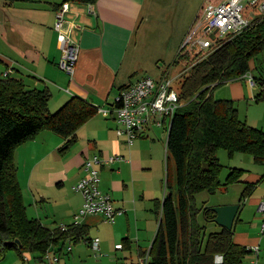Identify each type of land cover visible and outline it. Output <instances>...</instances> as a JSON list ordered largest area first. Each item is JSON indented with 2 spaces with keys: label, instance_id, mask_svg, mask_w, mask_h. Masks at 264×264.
Segmentation results:
<instances>
[{
  "label": "trees",
  "instance_id": "obj_1",
  "mask_svg": "<svg viewBox=\"0 0 264 264\" xmlns=\"http://www.w3.org/2000/svg\"><path fill=\"white\" fill-rule=\"evenodd\" d=\"M68 1L83 4L95 0ZM262 51L264 17L256 16L238 33L215 39L206 55L184 43L173 58L174 63L185 66L179 80L181 104L171 117L164 142L166 163L172 159L174 175L170 180L166 172L162 200L154 199L159 219L146 264H217V256L219 264H241L249 252L246 246L233 241V227L218 225L206 232L197 218L199 207L193 197L203 189H225L240 180L244 169L232 166L221 181L222 164L215 155L217 148H225L229 155L247 152L255 161L264 156V127L241 121L232 98L212 95L218 84L250 70L251 60ZM254 77L258 81L264 79L262 74ZM49 96L46 87L29 86L22 76H0V255L7 248L16 249L18 255L25 249L37 250L42 255L51 244L81 238L89 243L91 239L83 222L66 223L64 230L60 225L49 228L25 212L13 161L15 146L38 130L48 128L64 137L59 149L65 150L75 140L76 126L97 110L84 99L71 96L50 111ZM254 97L264 99V91ZM251 186L252 183L244 185L238 195L240 204ZM202 213L206 221H213L210 206H202ZM125 240L126 237L122 238L121 245Z\"/></svg>",
  "mask_w": 264,
  "mask_h": 264
},
{
  "label": "rangeland",
  "instance_id": "obj_2",
  "mask_svg": "<svg viewBox=\"0 0 264 264\" xmlns=\"http://www.w3.org/2000/svg\"><path fill=\"white\" fill-rule=\"evenodd\" d=\"M2 1L5 2L2 3L0 0V51L6 49L10 52H15L12 47L13 42L10 41L21 32L26 31L21 29L23 26L21 24L28 23L29 27H33V29L35 27L31 15H27L26 11H30L29 13H33L32 15L39 14L41 18H44L41 7L45 5L43 2L41 4L37 3L41 6L36 5V2L33 3L34 0ZM151 1L152 4L145 6L141 10V15L135 27V35L143 46L150 47L155 45V48L143 50L146 56L142 59V64H140L142 70L134 73L135 75L140 73L139 75H149L152 78H157L160 74L159 72L164 69L163 72L172 77V87L179 91V80L182 72L185 71V66L180 62L174 63L173 58L195 23L199 20L198 15L207 0H147L149 3ZM32 6H35V8H31ZM66 17H68V13H66ZM38 18L37 15L36 19ZM8 20H12V22L7 24ZM21 20H25V23H21ZM186 44L191 47L190 44ZM249 71L253 75H264V51L258 53L255 59L251 60ZM24 80L32 86L28 77L27 79L24 78ZM237 82L242 84V96L234 98L238 118L249 125L264 127V99L255 100L254 97L249 95V84L245 79L227 80L218 84L212 90L213 97L232 98L236 88L232 87L231 83ZM252 92L255 94L256 89H252ZM169 121L170 117L167 116L166 127H168ZM116 125H118V122L114 116L109 118V116H104L100 111H97L93 117H89L88 120L76 126L75 140L64 151H58L57 146L55 151H51L50 148L53 146L51 139L41 135L35 137L40 145L31 147V149L38 150L43 148L47 154L44 159L35 165L34 170L39 169L40 174H37L38 177H34L36 178L35 180L33 178L30 179V185L27 184L30 177L29 173L27 178V170L32 164V159L29 158L28 160L26 156L25 144H27V141L21 143L22 145L16 151V155L19 152L20 157L19 164H17V175L23 203L25 204V212L29 218L37 217L49 228L73 221V214L78 211L81 206L80 203H82L81 192L74 188L77 181L81 178L78 176V172L85 170L84 176H86L89 171L84 168L83 161L82 163L78 162V158H76L74 165L68 167L65 165L66 160L69 156L80 155L85 146L87 147L86 152H84L85 157L89 158L93 149H96L92 138H99L104 140V142H109L111 137H116L123 143V135H116L114 132ZM51 132L54 136H59L58 133ZM166 135V128L151 125L146 129L144 137H136L134 139V143L138 145L136 149L143 153L142 171H145L146 188L147 191L149 190L146 194L156 195L160 199L166 190L164 185L166 172L168 171L170 180H173L174 175L172 159L169 158L168 163H166L164 143ZM102 137L105 138L103 139ZM132 146L133 143L129 146L125 145L126 149ZM58 152H61V154ZM215 155H217L222 164L219 172L221 181L224 180L229 167L232 166L244 169L241 174V179L243 180H256L261 174L264 175L262 164L255 161L247 152L235 151L229 155L225 148L219 147L216 149ZM23 156L26 158V171H23L24 165L22 166L21 163ZM62 166L63 172L70 170L66 176L63 175V184L59 185L51 182L50 177L54 170H58ZM243 184L245 183L235 181L228 184L225 189L219 188L210 191L203 189L195 194L193 197L195 205L199 207L197 218L205 225L206 232L216 229L218 225L203 218L202 206L211 207L230 198L231 200H238ZM255 188V193H264V178L258 182ZM35 190L40 191L38 195L35 194ZM152 208L154 209L153 200L151 201V216L146 220L147 226L142 227L143 231L139 230V232H137V228L141 227L142 221H135V224L130 222L131 228H128L125 219L122 222L117 217L118 215L113 221L104 220L100 213H88L85 218L80 217L83 220L82 222L88 224L87 236L90 238L97 236L99 238V249L96 252L84 238H81L75 241L65 240L62 244L59 242L57 245H50L48 252L41 256L37 250L25 249L23 254L18 255L16 249L7 248L0 255V264H145L143 258L146 255L148 259V248L159 219L158 217L156 218ZM257 213L258 215L261 214L259 211ZM250 214L251 212L248 211L246 213L247 217L251 216ZM123 236H127L129 245L120 248L115 247V242H123Z\"/></svg>",
  "mask_w": 264,
  "mask_h": 264
},
{
  "label": "crops",
  "instance_id": "obj_3",
  "mask_svg": "<svg viewBox=\"0 0 264 264\" xmlns=\"http://www.w3.org/2000/svg\"><path fill=\"white\" fill-rule=\"evenodd\" d=\"M1 2L5 1L1 0ZM41 2L45 5L41 7L44 18H41L39 14L32 15L33 13L26 11V14L31 15L34 21V29L33 27H29L28 23L21 24L23 25L21 29L26 31L21 32L10 41L13 42L12 47L15 52H10L6 49L0 51V75L2 76L3 72L6 71L8 75H14L15 77L22 76L25 79L28 77L33 87H46L50 93L47 102L50 111L56 110L69 97L78 96L97 108L89 117H93L97 111H100V108H103L107 110V113L105 114L100 111L102 115L113 118L112 101L118 88L142 75H139L140 73L135 75L134 72L142 70L140 64H142V59L146 56L143 50L155 48V45L150 47L143 46L142 42L135 35V27L141 15V10L145 6L152 4V1L149 3L147 0H95L92 3L83 4L82 2L68 1V10L66 11L68 17H66L65 13V18L68 22L74 23L70 35H72L79 48L72 76L57 65L61 52L57 41V32L53 28V22L55 8L61 0H34L33 3L40 5ZM31 8H35V6ZM37 15L38 19H36ZM10 22L12 20H8L6 23L10 24ZM20 22L25 23V20H21ZM163 71L164 69L159 73L161 74ZM240 79L244 78L240 76L231 81ZM240 83H231V86L236 88V92L232 96L233 100L242 96V84ZM28 85L30 86V84ZM252 89H256V93L260 91L258 86L249 85L248 92L252 97L256 94H253ZM89 117L87 118L89 119ZM115 129L114 127V132ZM146 129L144 128V130L139 132L130 144L126 142L125 136L122 137L125 145L129 146L133 143V148L130 147L128 149L116 137H111L109 142H104V140L99 138H92L94 146H96V149L94 148L92 151V155L119 154L122 157L108 164L96 165L99 172L98 187L103 191L109 192L115 207L124 209L123 213L117 217L122 222L125 219L128 228H131L130 222H134L135 224V221H142L140 229L137 228V232L139 230L143 231L142 227L147 226L146 220L151 216V201H154V199L162 200L156 195L146 194L149 190L147 191L146 188L145 171H142L143 153L136 149L138 145L134 143L136 137H144L146 135ZM51 131L53 130L42 128L34 133L32 137L25 140V142L27 141V144H25L26 156L28 160L29 158L32 159V164L28 167V170L25 169L26 158L24 156L21 159V163L22 166L24 165L23 171L27 170L28 172L27 178L30 173L27 181L29 185L31 184L30 179L33 178L35 180L36 178L34 177H38L40 174L39 169L34 170L35 165L44 159L47 154L43 148L38 150L31 149V147H38L40 145L35 137L41 135L47 137V139H51L53 146L50 150L55 151V147L57 146L58 151H61L59 148L64 141V137L60 134H58L59 136H54ZM102 138L104 139L105 137ZM21 143L15 146L13 150L17 180V164H19L20 157L19 152L16 155V151L22 145ZM86 148V146L83 148L80 155L69 156L65 165L67 167L74 165L76 158H78L79 163H82L84 158H86L84 153L86 152ZM58 153L61 154V152ZM258 162L262 164V160ZM69 172L70 170L63 172V166L58 170H54L50 177L51 182L62 185L63 175L66 176ZM85 173V170H81L78 172V176L82 177ZM241 176L239 181L245 184H253L242 203L240 204L237 199L231 200L230 198L219 204L239 202L232 223L233 241L246 246V248L257 245L258 252L256 254L248 252L243 261L256 258V264H264V233L259 231L261 214L258 215L257 213L258 200L264 199V193H255V187L264 178V175L261 174L256 180H243ZM245 184H243V187ZM39 192L35 190L36 195ZM248 211L251 212V216L249 217L246 215ZM153 212L155 213V211ZM155 214L157 218L158 213ZM83 223L88 227L86 222ZM124 237L127 236H123L122 238ZM128 241V238H126L120 247L128 246ZM53 245L55 244H51V246ZM48 249L46 252H48Z\"/></svg>",
  "mask_w": 264,
  "mask_h": 264
},
{
  "label": "built area",
  "instance_id": "obj_4",
  "mask_svg": "<svg viewBox=\"0 0 264 264\" xmlns=\"http://www.w3.org/2000/svg\"><path fill=\"white\" fill-rule=\"evenodd\" d=\"M67 10L68 0L56 6L53 28L57 32V41L61 52L57 65L72 76L79 48L70 35L74 23L66 20ZM256 16L264 17V0H207L198 15L199 20L182 44H190L196 52L199 51L204 56L214 44L215 39H225L238 33ZM212 32L214 37L210 36ZM6 73L4 71L3 75ZM241 77L250 86L257 85L259 90L264 91V79L258 81L249 70L245 71ZM171 81L172 77L166 72H162L157 78L141 75L118 88L112 101V112L118 122L115 129L116 134L125 136L126 142L130 144L144 128L151 125L166 127V117L169 116L171 120L175 109L181 104L179 92L172 87ZM100 111L107 113V110L103 108H100ZM118 158L122 157L119 154L103 156L93 154L89 158H84V168L89 171V174L81 177L74 186L82 195L81 206L73 214L72 222L74 224L78 225L82 221L80 217L83 218L88 213H100L107 221H113L117 215L123 213V208L113 205V199L109 192L102 191L98 187V170L96 168L97 164H108ZM262 164L264 173V156ZM257 210L261 213L259 231L264 233V199L258 200ZM60 228L64 230L66 225L60 224ZM89 245L96 252L99 249L98 237L91 238ZM120 245L121 242L115 243L116 247H120ZM248 250L256 254L258 246L252 245ZM143 260L146 264L148 260L146 255ZM241 264H256V258L242 261Z\"/></svg>",
  "mask_w": 264,
  "mask_h": 264
},
{
  "label": "water",
  "instance_id": "obj_5",
  "mask_svg": "<svg viewBox=\"0 0 264 264\" xmlns=\"http://www.w3.org/2000/svg\"><path fill=\"white\" fill-rule=\"evenodd\" d=\"M211 37H214V33H210ZM239 203H223L211 206L214 211L213 221L220 226L231 228L232 223L237 212Z\"/></svg>",
  "mask_w": 264,
  "mask_h": 264
},
{
  "label": "clouds",
  "instance_id": "obj_6",
  "mask_svg": "<svg viewBox=\"0 0 264 264\" xmlns=\"http://www.w3.org/2000/svg\"><path fill=\"white\" fill-rule=\"evenodd\" d=\"M219 260H220V258H219V257H217V258H216L217 264H219Z\"/></svg>",
  "mask_w": 264,
  "mask_h": 264
}]
</instances>
